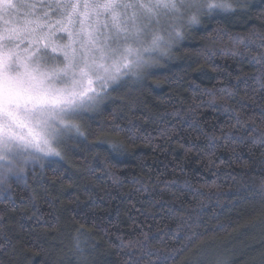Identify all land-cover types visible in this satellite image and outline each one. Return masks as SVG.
Returning a JSON list of instances; mask_svg holds the SVG:
<instances>
[{"label": "trees", "instance_id": "1", "mask_svg": "<svg viewBox=\"0 0 264 264\" xmlns=\"http://www.w3.org/2000/svg\"><path fill=\"white\" fill-rule=\"evenodd\" d=\"M234 7L85 113L89 141L8 175L0 264H264V0Z\"/></svg>", "mask_w": 264, "mask_h": 264}, {"label": "snow or ice", "instance_id": "2", "mask_svg": "<svg viewBox=\"0 0 264 264\" xmlns=\"http://www.w3.org/2000/svg\"><path fill=\"white\" fill-rule=\"evenodd\" d=\"M234 3L235 0H54L40 7L58 10L62 16L56 21L59 28L55 31L66 32L67 42L57 45L51 39L48 12L29 19L33 13L25 11L21 23L13 17L36 5L0 0V20L4 21L0 28V184L7 183L9 174H19L17 166L26 159V153L31 155L29 150L62 159L54 144H63L73 136L89 141L93 133L82 123L85 113L98 112L113 92L145 78L147 69L158 62L154 53L166 55L184 38L178 29L199 24L201 17L235 12ZM45 26L48 33L43 31ZM25 39L29 46L22 59L7 42ZM260 40L264 48V35ZM49 49L55 55H50ZM256 62L261 65L264 80V52L259 53ZM209 103H217L214 95ZM195 108L199 109L200 104ZM202 135L214 141L231 133L222 129L220 136ZM110 148L119 151L121 145L113 143ZM191 151L187 149L186 154ZM201 158L207 159L209 165L214 163L211 156ZM259 188L264 191V179Z\"/></svg>", "mask_w": 264, "mask_h": 264}, {"label": "rangeland", "instance_id": "3", "mask_svg": "<svg viewBox=\"0 0 264 264\" xmlns=\"http://www.w3.org/2000/svg\"><path fill=\"white\" fill-rule=\"evenodd\" d=\"M16 2H23V3H32L36 5V8L34 9H28V10H24L22 9L20 12L19 16H14L13 20H19L21 23L23 22L24 19V12L25 11H30L33 13V16L28 17L29 19H32L34 16H41L44 12H48L49 16L46 18L48 20V24L52 26L53 29V34L51 35V39L53 41L54 44L57 45H61L67 42V33L66 32H59V31H55L56 28H59V25L56 24V21L61 19L62 16L59 14L58 10L55 9H48V8H41L40 5L41 4H49V3H53L54 0H16ZM52 13L55 15H57L56 17H54L52 15ZM7 19V18H6ZM65 24H67V21H64ZM17 27H19V24L16 25ZM4 27V21L0 20V28ZM43 31L45 33L49 32V28L47 26H45L43 28ZM61 37H63V39H61ZM7 42V41H6ZM10 43V46L13 49V52L16 53L17 55H19L22 59L27 55V48H28V40L25 39L22 42H18V41H11V42H7ZM19 44V46L17 47L16 45ZM41 47H43V45H41ZM49 53L50 55H55L52 54L50 49H49ZM107 89H105L106 91ZM62 146V144H54V150L58 151L60 149V147ZM29 152H31V155H28L27 153L26 155V159L22 160L21 163L17 166V168H22V165H25L27 162L31 161V162H35V161H47L50 159L55 158L56 156L54 155H45L43 153H38L35 152L33 150H29ZM33 159V160H31ZM35 159V160H34ZM17 169V171L19 172V170ZM1 185V184H0Z\"/></svg>", "mask_w": 264, "mask_h": 264}]
</instances>
